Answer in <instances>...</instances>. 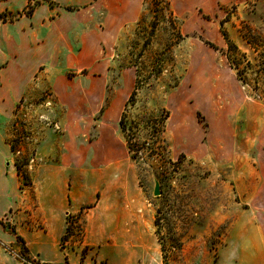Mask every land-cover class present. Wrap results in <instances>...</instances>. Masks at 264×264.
I'll list each match as a JSON object with an SVG mask.
<instances>
[{"label":"rangeland","instance_id":"obj_1","mask_svg":"<svg viewBox=\"0 0 264 264\" xmlns=\"http://www.w3.org/2000/svg\"><path fill=\"white\" fill-rule=\"evenodd\" d=\"M107 54L117 61L87 137L96 138L124 70L133 68L135 84L119 113L129 159L89 176L95 187L99 175L104 178L94 198L100 206L67 215L63 257L55 264L142 263L139 252L114 254V242L146 248L163 264L213 263L239 199L229 177L233 156L247 158L245 170L264 167V0H146L141 18ZM53 67L70 78L89 72ZM58 101L50 86L42 87L38 97L17 105L10 121V160L22 189L8 229H20L12 242L0 240V262L54 264L41 262L23 234L32 229L34 241L41 226L32 211L31 169L58 166L65 150L69 130L61 126L66 111ZM247 193L250 200L254 192ZM87 234L98 245L87 243Z\"/></svg>","mask_w":264,"mask_h":264},{"label":"crops","instance_id":"obj_2","mask_svg":"<svg viewBox=\"0 0 264 264\" xmlns=\"http://www.w3.org/2000/svg\"><path fill=\"white\" fill-rule=\"evenodd\" d=\"M145 1L0 0V15H11L0 18V240L3 243L12 242L20 229L15 227L18 233L8 229L18 206L15 194L22 189L17 168L10 160L13 156L10 121L15 109L22 100L26 103L38 97L42 87L50 86L59 100L57 104L66 111L60 123L69 134L59 165L31 169L37 203L32 211L40 216L41 226L34 241H31L35 237L32 229L23 235L43 263L55 264L63 257L59 247L67 215L100 206L99 199L94 198L104 178L99 175L95 187V180L90 181L89 176L94 172L104 173L118 162L127 164L129 159L119 131V113L123 97L135 84L133 68L124 70L123 85L103 113L96 138L91 141L87 136L92 125L91 113L103 105L109 92V67L117 61L109 59L107 52L116 49L126 28L141 18ZM54 64L87 68L89 72L70 78L57 74L52 68ZM43 65H46L44 70ZM51 69L52 74L47 73ZM58 78L60 84L56 86ZM79 138L85 143L79 142ZM233 159V174L229 177L239 199L234 201L236 209L225 233L226 240L211 264H264V167L245 170L247 158L233 156ZM80 173L88 178L80 179L77 177ZM37 175H41L40 181ZM249 191L254 192L250 200ZM86 238L87 243L98 245L89 241L88 234ZM109 245L114 254L141 253L144 257L140 264H163L161 258L151 260L146 248L131 246L132 243Z\"/></svg>","mask_w":264,"mask_h":264},{"label":"water","instance_id":"obj_3","mask_svg":"<svg viewBox=\"0 0 264 264\" xmlns=\"http://www.w3.org/2000/svg\"><path fill=\"white\" fill-rule=\"evenodd\" d=\"M156 195H158L159 193H160V191H159V187L158 186H156V188H155V192H154Z\"/></svg>","mask_w":264,"mask_h":264},{"label":"trees","instance_id":"obj_4","mask_svg":"<svg viewBox=\"0 0 264 264\" xmlns=\"http://www.w3.org/2000/svg\"><path fill=\"white\" fill-rule=\"evenodd\" d=\"M68 229V228H67ZM66 237V236H63V238Z\"/></svg>","mask_w":264,"mask_h":264}]
</instances>
